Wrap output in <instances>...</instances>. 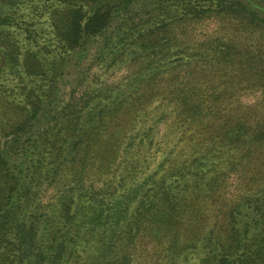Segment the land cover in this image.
Here are the masks:
<instances>
[{
    "label": "trees",
    "instance_id": "trees-1",
    "mask_svg": "<svg viewBox=\"0 0 264 264\" xmlns=\"http://www.w3.org/2000/svg\"><path fill=\"white\" fill-rule=\"evenodd\" d=\"M255 3L0 0V264H133L139 240L175 252L183 235L206 242L199 264H264ZM143 87L174 100L199 145L111 200L88 178L113 167L106 122Z\"/></svg>",
    "mask_w": 264,
    "mask_h": 264
},
{
    "label": "rangeland",
    "instance_id": "rangeland-1",
    "mask_svg": "<svg viewBox=\"0 0 264 264\" xmlns=\"http://www.w3.org/2000/svg\"><path fill=\"white\" fill-rule=\"evenodd\" d=\"M252 7L264 16V7L256 3ZM258 36L254 34L250 38L258 39ZM244 38L245 36L241 40ZM258 99H262L261 93H247L242 101L251 104ZM178 111L174 100L172 102L170 97L165 99V94L158 90L151 92V89L146 87L138 91L134 98L123 102L114 110L105 125L109 134V137L105 138L108 140L107 147H112L117 152L114 165L104 168L96 177L95 171H91L87 186H110L108 195L111 200H115L154 173L159 172L156 180L160 181L161 176L174 162L189 160L192 148L199 145L198 138L190 139L195 133L179 124ZM155 133L159 136L154 138L149 148L141 143L146 140L145 136ZM220 219L211 217L206 222L205 231L212 228L215 234L220 233L224 238L220 227L225 229L226 226L222 218ZM186 239L188 238L184 235L181 237L179 243L182 250L175 252H168L166 243L141 239L132 247L133 264H199L205 257V252L201 249L206 242H202L203 239L186 242ZM188 243L192 246L185 250Z\"/></svg>",
    "mask_w": 264,
    "mask_h": 264
}]
</instances>
